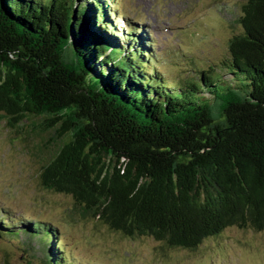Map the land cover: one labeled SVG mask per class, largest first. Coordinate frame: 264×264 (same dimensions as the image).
I'll list each match as a JSON object with an SVG mask.
<instances>
[{
	"label": "trees",
	"instance_id": "trees-1",
	"mask_svg": "<svg viewBox=\"0 0 264 264\" xmlns=\"http://www.w3.org/2000/svg\"><path fill=\"white\" fill-rule=\"evenodd\" d=\"M106 8L0 0V118L28 140L54 134L38 148L39 185L169 248L264 232V0H244L218 72L173 88L147 71L144 45L108 35ZM42 254L68 263L53 242Z\"/></svg>",
	"mask_w": 264,
	"mask_h": 264
},
{
	"label": "rangeland",
	"instance_id": "rangeland-1",
	"mask_svg": "<svg viewBox=\"0 0 264 264\" xmlns=\"http://www.w3.org/2000/svg\"><path fill=\"white\" fill-rule=\"evenodd\" d=\"M115 2L110 6L120 9L117 18L122 14L138 20L153 35L158 52L152 58L154 67L171 88L191 81L208 67L214 66L218 72L230 38L241 32L238 18L244 0ZM167 31L170 33L163 35ZM149 66L152 71L153 63ZM35 118L24 122L23 128L38 126L42 119ZM26 136V131L7 128L0 118V209L16 207V217L20 213L43 217L62 226L68 234L66 251L69 247L75 264H264V232L251 229L226 228L204 239L195 250L169 248L148 237L129 238L108 229L98 219L86 216L67 195L39 185L37 173L45 153H39L38 148L47 142V148L52 149L49 139L53 141V131L29 140ZM21 242L23 239H0V264H41L40 253Z\"/></svg>",
	"mask_w": 264,
	"mask_h": 264
}]
</instances>
